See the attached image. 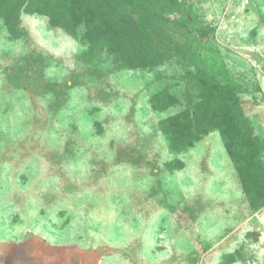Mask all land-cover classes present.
<instances>
[{
	"label": "rangeland",
	"instance_id": "rangeland-1",
	"mask_svg": "<svg viewBox=\"0 0 264 264\" xmlns=\"http://www.w3.org/2000/svg\"><path fill=\"white\" fill-rule=\"evenodd\" d=\"M186 1L210 29L196 65L117 71L45 16L21 11L17 37L0 18V264H264V205L218 131L179 150L165 133L219 69L264 140V0Z\"/></svg>",
	"mask_w": 264,
	"mask_h": 264
},
{
	"label": "trees",
	"instance_id": "trees-1",
	"mask_svg": "<svg viewBox=\"0 0 264 264\" xmlns=\"http://www.w3.org/2000/svg\"><path fill=\"white\" fill-rule=\"evenodd\" d=\"M186 0H0V18L6 31L19 35L21 11L45 16L50 25L61 27L77 38L91 55L110 58L117 71L150 68L167 58L181 56L189 62L202 61L201 53L210 47L203 39L209 28L190 13ZM133 15V16H132ZM177 15L173 18L170 16ZM199 27V28H197ZM179 29L180 31L176 30ZM82 33L77 36V30ZM224 76V87L209 83L210 74L202 68L192 75L193 84L204 90L196 105L195 118L188 120L182 112L169 120L165 133L175 149L189 145L206 129L217 130L227 147L231 161L239 172L249 205L257 210L264 205V140L251 136L231 78L225 71L212 69L211 76ZM221 80V79H220ZM159 96H154L157 99ZM161 97L170 100L167 94ZM154 106L163 110L169 103ZM155 102H153V105ZM186 126L185 128H182ZM192 130L178 137L183 130ZM187 132V131H186ZM253 188V189H252Z\"/></svg>",
	"mask_w": 264,
	"mask_h": 264
}]
</instances>
